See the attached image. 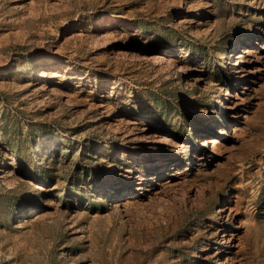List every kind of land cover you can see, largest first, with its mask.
<instances>
[{
  "label": "rangeland",
  "instance_id": "1",
  "mask_svg": "<svg viewBox=\"0 0 264 264\" xmlns=\"http://www.w3.org/2000/svg\"><path fill=\"white\" fill-rule=\"evenodd\" d=\"M0 264H264V0H0Z\"/></svg>",
  "mask_w": 264,
  "mask_h": 264
},
{
  "label": "bare ground",
  "instance_id": "2",
  "mask_svg": "<svg viewBox=\"0 0 264 264\" xmlns=\"http://www.w3.org/2000/svg\"><path fill=\"white\" fill-rule=\"evenodd\" d=\"M44 72V71H43ZM41 75V74H40ZM219 133H222V132H224V130H220V131H218ZM206 139H204V142H203V144H208V143H210L211 145L209 146V149L213 152V153H217L218 152V149H219V145L218 144H220L219 143V141H218V139L216 138V137H211L210 139H208V140H206ZM161 141H163V142H170L171 141V138H169V137H167V136H162L161 137ZM10 158H12V157H10ZM36 184V183H35ZM37 186V185H36Z\"/></svg>",
  "mask_w": 264,
  "mask_h": 264
}]
</instances>
